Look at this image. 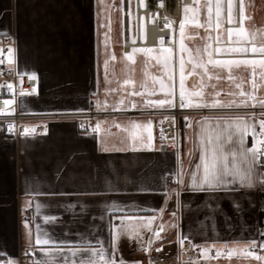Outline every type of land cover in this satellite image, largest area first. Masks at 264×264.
<instances>
[{"label": "crops", "instance_id": "obj_1", "mask_svg": "<svg viewBox=\"0 0 264 264\" xmlns=\"http://www.w3.org/2000/svg\"><path fill=\"white\" fill-rule=\"evenodd\" d=\"M100 23L96 0H0V34L11 33L17 40L9 56L10 65L33 74L39 81L35 95L22 101L25 110H78L95 102L97 87L102 85L98 84V64L104 68L101 75L109 71V60L98 45ZM251 46H244L249 48L245 59L264 58V54H253ZM132 49L127 51L123 45L122 53H132ZM221 57L215 58H227ZM118 61L127 67L120 56ZM125 91L133 90L129 86ZM124 92L121 97L97 98L101 105L95 103L103 109H142L137 105L146 104ZM236 117H243L255 125L256 133L260 132L259 122L252 116L201 117L192 126L185 121L178 150L168 152L160 150L163 140L155 133L158 124L151 128L144 123L146 119L112 122L100 127L99 132L96 123L86 132H80L72 122L50 124L42 134L18 139L0 129V260L32 264L43 259L41 246L35 245L39 231L63 248L54 253L57 264H64L65 258L71 261V252L76 249L80 251L75 259H86L90 246L99 247L97 241L103 243L108 254L114 245V258L131 264L146 252L143 249L177 237L201 244L200 252L207 250V256L203 255L207 260L219 251V256L231 252L234 260L244 264H264L243 254L251 251L264 256L260 247L264 243V187L260 183L264 167L253 169L251 188L241 187L239 182L215 190L190 187V174L197 172L200 176L203 172L202 167L197 168L202 141L206 142L208 133L214 135L234 125ZM123 125L133 134L131 138L117 139L124 132ZM231 131L230 143L223 132L224 150L239 153L238 134L234 127ZM257 136L254 139L249 132L244 147L251 148L261 139ZM257 148L264 162V144L257 143ZM177 172H182L183 183L175 212L165 179ZM193 211L197 220L208 223L211 236L200 239L184 234L186 214ZM171 216L177 218V223ZM120 217H128L123 223L136 231L114 240L113 226L122 223ZM152 217L155 219L150 228H145L144 223ZM161 224L164 230L157 239L155 232Z\"/></svg>", "mask_w": 264, "mask_h": 264}, {"label": "rangeland", "instance_id": "obj_2", "mask_svg": "<svg viewBox=\"0 0 264 264\" xmlns=\"http://www.w3.org/2000/svg\"><path fill=\"white\" fill-rule=\"evenodd\" d=\"M228 2L229 0H220V27L217 28V18H216V3L217 0H195L194 4L187 6V8L195 10L185 13L183 11V19H186V16L191 18L195 16L196 22L193 23L191 20H188L185 23L184 29V40L183 43L186 49L191 51V54L195 57L197 50L199 49V59L207 61V55L204 52L205 46L209 45L208 51L212 52V58H215L214 49L217 47L220 48H230V47H244L247 45H253L260 47L264 45V0H243L245 5V16L250 17V19H245L244 26L249 33H255V39L249 37V40H240L239 37L233 33L229 37L227 29L230 27L225 26V22H228ZM241 0H232L233 9V23L231 28H238L240 15ZM131 11H134L133 0H130ZM211 7V26L208 22V7ZM186 8V7H185ZM124 0H96V12L97 16L101 20L99 27L102 33L99 36L98 45L103 47V54L109 60V71L106 75H101L104 68L101 64H98V84L101 82L102 85L97 87L96 100L95 102L101 105L99 99L102 97L116 96L119 94L123 95V92L129 88H132L133 91L129 92H140L142 95H133L134 100L137 102L156 100L164 98V93L160 92V81L162 80L166 85L174 84L176 90L175 103L179 104V60L180 56L183 55L185 59V87L188 91H202V97H193L194 102H202L211 105L212 103L219 101L220 104L228 105L232 104L231 107H202V108H185L192 110L199 109H215V110H225L233 108H253L261 107V103H264V67L257 65H240L232 66L231 71L229 72L228 68L221 66L208 65V74L205 75L202 69H196V72L192 75L188 73L192 69V65L188 63L189 53L186 51L184 53L180 52V43L181 38L179 35L178 40V50L172 51V59L170 61L169 69L166 71L163 65V53L161 49H153L152 53H135L133 61H129L126 58V54L122 53L123 51V28H124ZM214 18V19H213ZM134 40V39H133ZM122 44V45H121ZM217 46H216V45ZM252 47V46H251ZM12 52V51H11ZM122 53V54H121ZM121 54V55H120ZM138 54V56H137ZM222 55V57H227L225 59H235L243 60L245 53H217ZM257 54V53H253ZM10 56V55H9ZM113 56L115 59H113ZM119 56L122 60L127 63V67L124 68V63L118 61ZM221 57V58H222ZM255 60H260L264 58H253ZM160 61L159 63L157 61ZM107 68H105L106 70ZM171 72L173 75V81L168 80V72ZM211 77V78H210ZM125 81H131V83H125ZM100 83V84H101ZM255 85V87H254ZM125 86V87H124ZM146 86V87H145ZM239 86V87H238ZM149 92H154L153 95H148ZM244 92L245 95L241 96L240 93ZM126 95H129L128 91L124 92ZM121 97V96H120ZM246 101V107L241 102ZM138 102V103H139ZM239 105V106H238ZM137 107H147L145 105H137ZM219 107V106H218ZM158 110H171L174 107H165V108H150ZM64 110V109H62ZM252 116L256 118L259 122L260 119H264L262 113H216L210 115H201L197 112L189 114H179V115H155V116H134L130 117H121V118H107L99 119L96 121L97 125L95 130L100 131V127L105 126L106 124L112 122H127L129 120L136 121L138 119H146L143 121L147 125L149 124L152 128L158 124L157 131H155L157 137H159L160 130L159 125L165 123V119H168L169 125L174 130V138L170 139V143H175L177 146L176 151L178 150L179 144V134L180 128L185 121H187L191 126L201 117L208 116ZM187 118V119H186ZM63 120L52 121V124L65 123ZM142 122V123H143ZM129 124V123H128ZM132 125V123H130ZM125 136L120 135L119 138H131L132 133L126 132V126L123 125ZM156 127V126H155ZM260 128V127H259ZM260 131V129H259ZM129 134V135H128ZM32 135V134H29ZM123 136V137H122ZM257 138L264 139V137L257 136ZM159 139V138H158ZM196 211L189 212L186 214V224L184 234H189L196 238H204L205 236H211L213 232L210 226L207 225L202 219L197 220ZM30 214L27 213L26 217H29ZM172 222L177 223V218L171 216ZM209 226V227H208ZM201 246V244H198ZM205 264H244V262L239 260H234L230 255L215 256L212 259H204Z\"/></svg>", "mask_w": 264, "mask_h": 264}, {"label": "built area", "instance_id": "obj_3", "mask_svg": "<svg viewBox=\"0 0 264 264\" xmlns=\"http://www.w3.org/2000/svg\"><path fill=\"white\" fill-rule=\"evenodd\" d=\"M195 0H133L134 11H131L130 0H124V28L123 43L124 48L130 51L136 48H172L178 50V40L180 35V22L183 19L185 7L194 4ZM167 17V21L164 17ZM171 23V27H166V23ZM225 26L232 27L228 22ZM134 39V40H133ZM162 40V44H161ZM135 41V43H133ZM216 45V44H215ZM17 40L11 33L0 34V129L13 139H18L28 134L44 133L52 121L63 120L75 123L80 132L89 131L97 120L107 118H121L134 116H167L189 114L197 112L201 115L216 113H264V107L253 108H233L225 110L215 109H185L178 105L171 110L158 109H103L99 108L94 101L88 102L86 107L78 110H51V111H28L22 107V101L35 95L39 86V81L31 73L21 71L13 67L9 62V49L14 50ZM217 46V45H216ZM222 55L215 52V57ZM34 77V78H33ZM8 85L12 87L9 88ZM12 101L5 104L4 101ZM173 123H171L172 125ZM9 125L13 126V131L9 132ZM165 119V123L159 125L160 150L163 152L176 151L175 143L169 140L174 138V130ZM166 188L169 190L171 208L176 212L177 193L181 190V183L177 182V177L168 176L165 179ZM183 237H177L165 243L155 245L146 252L138 255L136 262L139 264H205L204 256L200 252L198 243L192 239H185L183 246L179 243ZM157 249H160L157 251Z\"/></svg>", "mask_w": 264, "mask_h": 264}, {"label": "snow or ice", "instance_id": "obj_4", "mask_svg": "<svg viewBox=\"0 0 264 264\" xmlns=\"http://www.w3.org/2000/svg\"><path fill=\"white\" fill-rule=\"evenodd\" d=\"M141 6L144 5V0H141ZM163 0H161V7H163ZM233 4L232 0H229L228 2V22L231 24L233 23V14H232ZM185 13L189 11H195L190 8L184 9ZM211 12L212 9L209 6L208 7V22L209 26H211ZM220 0H217L216 3V18H217V28L220 27ZM239 27L238 28H228V34L229 37L235 33L237 37L240 38V40H249V37L251 36L252 39H255V33H249L245 26L244 21L245 19H250V17L245 16V5L243 3V0L240 2V8H239ZM164 19L167 21V17L165 16ZM191 20V22L195 23L196 19L195 16L189 18L186 16L185 20H181L180 22V52H188V63L192 65L191 71L188 73L189 75H192L196 72V69H202L203 73L205 75L208 74V65H214V66H221L229 69V72L231 71L232 66H240V65H257L259 64L261 67H264V59L255 60V59H243V60H235V59H213L212 58V52L208 51L209 45L205 46L204 52L207 55V61H204L203 59H199V49L197 50V54L194 57L191 54V51L189 49H186L183 40H184V29H185V23ZM166 27H171V23H166ZM135 43V41H133ZM162 44V40H161ZM252 53H260L264 54V45H261L260 47L255 46L253 43L251 47ZM153 51L152 48H136L133 47L132 53L126 54V58L129 61H133L134 54L135 53H146L151 54ZM163 55V65L165 70L167 71L169 69L170 61L172 59L171 53L172 48H162L161 49ZM216 53H247L249 51V48L247 47H230L227 49L217 47L214 49ZM9 52H11V49H9ZM113 59L115 57L113 56ZM160 62L159 60L157 61ZM107 65V62H106ZM34 78V77H33ZM211 78V77H210ZM168 80L173 81V75L169 71L168 72ZM125 83H131V81H125ZM9 88H11V85H8ZM146 87V86H145ZM239 87V86H238ZM255 87V85H254ZM160 92L164 93V98L162 99H156V100H148L146 101V106L151 108H165V107H176L177 104L175 103V97H176V90L174 84L166 85L162 80L160 81ZM154 92H149L148 95H153ZM132 95H142L140 92H133ZM241 96H244L245 93L241 92ZM203 92L202 91H188L185 87V59L184 56H180L179 60V104L178 106L180 108H202V107H231L232 104L229 103L228 105L220 104L219 101H216L212 103L211 105L207 103L202 102H194L193 97H202ZM5 104H10L12 101H4ZM244 106H247L246 101L241 102ZM239 106V105H238ZM133 107H135V104H133ZM261 107H264V103H261ZM264 115V113H262ZM187 119V118H186ZM237 122L234 125H228L223 132L227 133V141L230 143L232 141L233 132L231 129L235 128V133L238 134V140H239V146L240 151L237 153L236 151H232L231 153H228L224 150V146L222 143V135L223 132H215L208 133L206 142L202 141L201 144V153H200V161L201 164L197 166L198 170L202 167L203 172L202 175L198 176L197 172H192L191 175V185L190 187L195 190H215L218 188H221L222 186H227L229 184H234L239 182L241 187H253V176L252 172L253 169L260 165L264 167V162L261 161V153L257 148V143L264 144V139H260L257 142L253 143V146L251 148H245L244 147V138L251 132L253 134L254 139L256 136L264 137V119L259 120V126H260V132L256 133L255 125L254 124H248L243 117H236L234 118ZM97 128H99V125H97ZM8 131H13V126L9 125ZM25 135L28 134V130H25ZM149 141H151V134L149 133L148 137ZM229 155L231 156V161H229ZM237 156H239V160L237 159ZM177 182L183 183V175L182 172L176 173ZM261 186L264 187V178H260ZM179 193H177L178 195ZM115 205H112V208L115 209ZM163 212V209L160 210ZM175 215V213H173ZM54 219V218H52ZM122 223L120 225H114L115 229V235L114 240L117 239L121 235H129L131 236L136 229L133 228L131 225H125L123 223V220L129 219L128 217H120ZM155 219V217L149 218L145 223V228H150L152 221ZM174 226V225H173ZM25 227H27V223H25ZM164 230V225L161 224L159 226V229L155 232V237L157 239H160V232ZM29 240H31V232L29 230L28 232ZM187 239V237H184L183 239H180L179 243L181 246H183L184 240ZM252 245H255V241L249 242ZM97 244L99 247H91L90 246V253L88 254V257L86 259H81L77 261L75 259L77 252L80 251V249H76L75 251L71 252V255L73 259L69 261L67 258L64 260V264H125V261L122 259L117 261L114 258V245L113 250L111 254L106 253L103 243L101 241H97ZM149 244H151V241H149ZM35 245L41 246L39 248V251L41 252L43 259H36L32 261V264H57V261L54 259V253L62 252L63 248L59 247L57 245V242L52 241L48 238H44L39 234V231L37 232V235L35 237ZM31 246V245H30ZM48 246V247H44ZM260 247L264 249V243L260 244ZM144 251H147L148 249H143ZM160 249H157L159 251ZM221 253L218 251L217 256H219ZM232 253L230 252L229 255ZM245 256H250L256 260L264 261V256L257 255L255 252H244ZM0 255H3L0 253ZM25 255H28V253H25ZM202 255L205 257L207 256V250H202ZM0 264H18L17 260L9 259L7 261L0 260ZM131 264H139V262H131ZM151 264V261H150Z\"/></svg>", "mask_w": 264, "mask_h": 264}, {"label": "bare ground", "instance_id": "obj_5", "mask_svg": "<svg viewBox=\"0 0 264 264\" xmlns=\"http://www.w3.org/2000/svg\"><path fill=\"white\" fill-rule=\"evenodd\" d=\"M214 19V18H213Z\"/></svg>", "mask_w": 264, "mask_h": 264}]
</instances>
